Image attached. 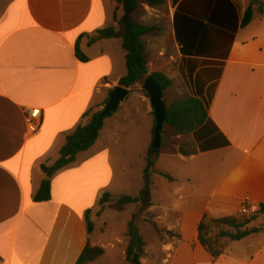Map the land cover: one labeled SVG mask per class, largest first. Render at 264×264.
<instances>
[{"label": "crops", "instance_id": "crops-1", "mask_svg": "<svg viewBox=\"0 0 264 264\" xmlns=\"http://www.w3.org/2000/svg\"><path fill=\"white\" fill-rule=\"evenodd\" d=\"M167 1L174 71L166 74L151 61L147 71L170 81L180 78L190 90L188 98L208 105L209 122L190 135L191 150L176 145L175 152H164L188 167L185 175L172 177L187 184L186 197H173L183 204L184 199L198 197L202 207L192 214L177 204L156 202L151 194L152 205L145 213L153 220L142 218L135 230L139 234L141 225L153 235L178 236L158 245L162 258L155 264H224L225 255L212 261L192 247L203 218L219 219L228 212L232 216L243 203L264 204V13L253 7L251 23L240 28L250 0ZM108 3L117 8V0H0V264H76L87 245L103 251L98 259L112 262L107 252L114 248L90 241L93 232L87 234L84 216L110 194V148L130 127L114 129L113 141L102 146L103 122L95 144L54 175L50 200L32 202L45 179L41 165L56 161L82 116L102 109L109 92L126 75L119 39L88 44L96 32L116 28L114 14L119 9L114 8L110 26ZM79 39L86 63L75 57ZM141 91V85L128 90L115 122L131 125L141 112L135 105L142 106L150 142L154 114ZM26 109L40 112L34 134L27 130ZM180 150L192 155L185 157ZM132 217L133 213L124 221L127 235ZM102 227L106 230L107 223ZM113 240L123 246L119 238ZM125 246L118 257L128 263ZM197 247L203 249L198 243ZM261 253L256 250L249 262L228 264H264ZM204 255L209 256L205 250Z\"/></svg>", "mask_w": 264, "mask_h": 264}, {"label": "rangeland", "instance_id": "rangeland-1", "mask_svg": "<svg viewBox=\"0 0 264 264\" xmlns=\"http://www.w3.org/2000/svg\"><path fill=\"white\" fill-rule=\"evenodd\" d=\"M164 1L163 5L152 9L146 6L145 0H137L139 10L134 15V20L136 23L144 27L152 28V32L142 38V42H144L143 44L145 45V50L148 56V61H151L156 68L162 69L166 74H171L174 69L172 68L173 56L172 32L170 27V5L167 0ZM114 8H116V6L113 7L109 3L105 6L106 19L110 26L113 23ZM116 15L117 17H121L122 10L119 9ZM119 52L120 54L122 53L121 50H119ZM171 82L170 88L163 92V99L167 109L175 102L188 98L190 94V90L187 89L180 78H173ZM131 98L132 97H130V101ZM126 106H124L122 110H124ZM135 107L140 108L141 112L139 116H137V119H132L133 122L131 125L125 124L123 120H119L116 123L115 121L118 118V115L115 112L103 121L105 122V128L102 133L104 141H102V143L100 141L102 146L108 145L113 141L112 132L114 129H124L125 127L131 128V130L126 132H120L116 146H112L110 148L112 156L111 164L114 176L109 193L116 197L120 194L130 197L138 195L142 187L143 171L146 167L145 158L149 150L148 148L151 146L152 142L151 140L150 142L148 141V131H145V123L141 120L144 108L140 105H135ZM151 120L152 122L154 121L153 116ZM190 139V135L180 136V138H178L173 134L170 127H163L160 149L155 156V165L152 168L151 194L152 199L156 202H161L166 206L177 204L180 209H185L190 211L192 214H196L202 207V200L200 198L193 196L189 200L186 199L187 201L184 199L185 204H183L181 201L178 202L176 197H173L176 193L182 197L181 199H183L184 194L186 193L185 189L187 188V184L181 181L170 183L165 178L159 176L160 173L167 174L170 177L177 176L178 178L185 175V172L188 171V167L181 164L174 157L165 156L164 152H175L174 146L176 145H178L181 149L191 150L192 147ZM58 157L59 155L56 160ZM243 207L248 209L246 213L241 212ZM145 211L146 210L141 209L139 204H134L124 206L121 211L115 210L112 206H110L105 208V211L101 212V214L97 215L98 208L96 206L94 207L93 214L96 215L91 217L95 224V228L89 238L92 242L98 240L102 243H109L112 245L114 250L107 252L109 256L112 257V262L109 264H128L121 262L118 257V254H120L124 245L126 244V249L129 242L127 228L124 225V221L130 220L132 213L133 217L135 216V225H137L138 222H141L142 218L152 219L151 216L145 213ZM235 211L236 212L232 214V216H249L257 211V207L251 206V204L249 205L247 203H243ZM228 216H231L230 212H228ZM103 222L107 223L106 230L102 227ZM140 226L141 225H139L140 229L138 235L145 241L144 244H146L143 251L146 252V249H148V252L143 255L141 259V264H155V262H160V258H162V256L160 255L158 245L160 243L162 244V241H164L163 243L173 242L176 237L170 233L153 235L154 232L152 230L150 231L149 228ZM252 227L262 228L263 232L250 235L240 242L228 243L225 257L221 259L222 263L226 262L224 264H228V260L241 263L249 262L256 250L260 251V249L263 253L260 254L261 256L259 259L264 258V216L257 222L253 223ZM159 228L160 227H158V229ZM114 238H119L123 246L118 244L117 241H114ZM192 248H194V250L197 249L198 252L202 253V256H204L205 259L211 260L208 255H204L203 249H200V247L198 249L197 242L194 243ZM98 258L89 264H106V259L102 260ZM155 258L158 260H154Z\"/></svg>", "mask_w": 264, "mask_h": 264}, {"label": "trees", "instance_id": "trees-1", "mask_svg": "<svg viewBox=\"0 0 264 264\" xmlns=\"http://www.w3.org/2000/svg\"><path fill=\"white\" fill-rule=\"evenodd\" d=\"M164 2V0H145L146 6L152 9L163 5ZM253 7L257 8L258 13H264V4L257 3L256 0H250L249 6L242 15L240 28H245L251 23ZM117 9L122 10V16L118 19L114 14L116 28L109 27L96 32L89 39L88 44L93 45L100 40H120L121 50L124 54L126 75L119 80L118 86L131 90L134 86L141 85L143 80L148 76V56L142 38L149 35L152 32V28L144 27L135 22L134 15L139 10L137 0H117ZM80 40L76 42L74 47L75 57L80 63H86L88 59L81 53L79 48ZM149 76L161 88L162 92L170 88L171 81L163 74L153 73ZM141 93L148 98V95L144 91H141ZM107 103L108 98L104 102L103 107ZM207 108V103H203L201 100L192 97L177 101L167 109L164 126L170 127L176 136L194 134L209 122ZM100 112L99 108L86 112L82 116L81 124L71 135L66 137L58 159L50 166L41 165L40 168L45 175V179L40 184L38 191L33 195V203L49 201L51 180L54 175L73 164L79 154L88 151L95 144L105 119H99ZM150 151L151 149L149 148L145 158L146 167L143 171L142 187L138 195L135 197H116L106 193L96 205L98 208L97 215L110 206L118 211H121L124 206L134 204H139L142 210H147L151 207V177L155 160L151 159ZM179 153L185 157L192 155L186 154L182 150ZM159 176L165 178L170 183L176 182V180L167 174L160 173ZM92 214L93 210H88L84 216L88 235L94 230V223L91 221ZM263 216L264 204H259L257 211L249 216H227L214 220L203 218L197 227L196 241L209 254L211 260L216 261L225 255L228 243L240 242L250 235L263 232L262 228L252 227V224ZM175 237L178 238V236ZM128 238L129 243L125 251L126 261L128 264H141L145 244L135 230V216L128 225ZM102 255L103 251L101 249L91 248L87 245L76 264L90 263Z\"/></svg>", "mask_w": 264, "mask_h": 264}, {"label": "water", "instance_id": "water-1", "mask_svg": "<svg viewBox=\"0 0 264 264\" xmlns=\"http://www.w3.org/2000/svg\"><path fill=\"white\" fill-rule=\"evenodd\" d=\"M141 89L148 95L149 103L154 114L155 126L150 146V157L154 161L161 145V134L164 127L167 108L163 101V92L161 88L151 79L149 75L143 80ZM127 95L128 90L120 86H115L109 94L108 103L101 109L98 116L99 119H104L114 113Z\"/></svg>", "mask_w": 264, "mask_h": 264}, {"label": "built area", "instance_id": "built-area-1", "mask_svg": "<svg viewBox=\"0 0 264 264\" xmlns=\"http://www.w3.org/2000/svg\"><path fill=\"white\" fill-rule=\"evenodd\" d=\"M40 120V112L39 110H31V109H26L25 110V123L27 126V130L31 133L34 134L37 131V124ZM247 208L243 207L241 209L242 213L247 212Z\"/></svg>", "mask_w": 264, "mask_h": 264}]
</instances>
